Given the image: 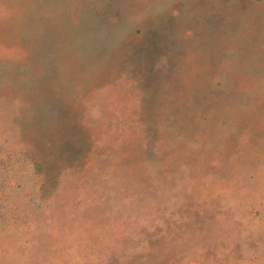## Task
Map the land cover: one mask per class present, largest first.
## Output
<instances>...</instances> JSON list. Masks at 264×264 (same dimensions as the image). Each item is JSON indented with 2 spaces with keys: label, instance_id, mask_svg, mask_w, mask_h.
<instances>
[{
  "label": "rangeland",
  "instance_id": "obj_1",
  "mask_svg": "<svg viewBox=\"0 0 264 264\" xmlns=\"http://www.w3.org/2000/svg\"><path fill=\"white\" fill-rule=\"evenodd\" d=\"M18 13L70 41H42L41 64L14 73L0 26V264H264V0H0V20ZM115 57L122 72L100 75ZM156 67L153 156L125 159ZM72 96L118 143L80 175L42 146L74 135Z\"/></svg>",
  "mask_w": 264,
  "mask_h": 264
},
{
  "label": "trees",
  "instance_id": "obj_2",
  "mask_svg": "<svg viewBox=\"0 0 264 264\" xmlns=\"http://www.w3.org/2000/svg\"><path fill=\"white\" fill-rule=\"evenodd\" d=\"M45 15L41 14H30V13H18L15 15H11L10 17L4 18L0 21L1 24L0 26L3 27L5 31V40L6 42H10L12 44L11 47H14L13 45H16L20 48L21 50V55L15 56V57H9L8 59H11L13 62V72L18 73V72H23V69L21 71V67L23 68L24 66H28L31 69L39 66L41 64V55L42 50H41V42L43 41L44 45H42L45 48V43L49 42L51 44H56L58 45L63 39L67 40V42L70 41L68 34H66L64 37H61L56 31H53L49 36L45 37V30H43L45 24H49L50 18L49 17H44ZM59 22V21H58ZM62 22L65 23V25H69L70 23V18L68 16H65L62 18ZM58 25V24H57ZM40 46V47H39ZM15 48V47H14ZM132 47L127 45L125 46V49L123 51V55H126V58H131L133 56V52H130L128 55L127 52L130 51ZM127 50V52H126ZM20 53V51H19ZM115 56L118 58L119 55H117L116 50H115ZM131 56V57H130ZM115 57V60L112 62H104L100 75L103 74L104 77H112L119 72H122L120 69H122V64L120 61V65L117 66V61L118 59ZM163 60L159 64L162 63ZM157 72L154 73L158 76L157 80H153L152 82L154 84H151V82H146L147 84L144 83L143 87L146 91V93L143 95L141 99V104H145L149 106V109L146 110L147 113L140 112V117L139 114L135 115V117L128 118L130 122L127 124L124 122L125 128H126V141L120 145L114 140H112L110 137L109 142L111 144H118L119 145V151L118 153H123L125 156V159L129 156H134V157H140L143 156L145 159H149L153 156V150L155 146V139L153 138L154 136L157 135V128L160 127L162 124L161 122L158 121V125L156 127L155 124V107L159 104L165 103V98L168 97V95H164V90L162 88H159V86L163 83L164 81L163 75L161 77L160 74L162 67H156L155 68ZM160 70V71H159ZM113 74L112 76H110ZM153 75V76H154ZM96 80L99 77H96ZM112 79V78H110ZM157 84V85H156ZM157 88H159L157 92ZM162 89V90H161ZM163 95L159 94L162 93ZM83 95V94H82ZM80 97H75L72 96L70 100L67 101V104L71 105L69 108V105H66V109L62 110V114L60 118L63 121H69L70 125L76 124V127L74 128V135L68 139L67 137H64L61 133L57 134L52 137V140H49L53 142L55 145L52 146L51 142L46 141L42 143V146L45 149V152H51L52 157L51 161L52 163H57V165L61 169H75L77 168V171H75L80 175L88 172L86 170V163H87V157L84 156L85 154L89 153L90 151H94L96 153L97 159L100 162H105L106 166L113 160V157L111 159L112 154V149H109V142L106 144L104 143L107 139L101 140V131H105L104 129H96L97 126L91 125V123H84L81 115L85 113V109L83 108L84 101ZM160 98V100H159ZM163 99V100H162ZM161 101V102H160ZM162 111H164V108H162ZM83 112V113H82ZM154 116V117H152ZM120 117V114L116 116V119L111 121V131H113L114 134H120L121 133V128H120V120L118 119ZM130 117V115L128 116ZM81 118V119H80ZM140 121V127L141 130H136L133 125L130 126L131 124H135L134 122ZM79 122V124H78ZM191 122V120H190ZM143 124V125H142ZM78 125L82 128V131L80 132ZM131 127H133L132 130ZM85 128V129H84ZM31 129V128H30ZM109 129L106 128L107 133H109ZM29 130V129H28ZM165 128L164 126L161 127V133L160 135L163 134ZM138 131H141V141L137 140L132 133H136ZM121 135V134H120ZM137 135V133H136ZM96 136V137H95ZM99 141V142H98ZM41 146V143H39ZM110 151V152H109ZM118 157V156H117ZM116 157V158H117ZM125 159L122 158L120 163L112 165L113 167L117 166H122L125 163ZM39 166L41 169L48 170V163L43 164L42 162L39 163ZM89 173V172H88Z\"/></svg>",
  "mask_w": 264,
  "mask_h": 264
}]
</instances>
